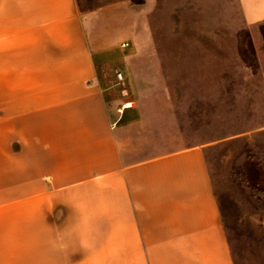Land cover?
I'll use <instances>...</instances> for the list:
<instances>
[{"label":"crops","instance_id":"obj_1","mask_svg":"<svg viewBox=\"0 0 264 264\" xmlns=\"http://www.w3.org/2000/svg\"><path fill=\"white\" fill-rule=\"evenodd\" d=\"M142 3L141 2H132ZM243 24L264 0H236ZM79 0H0V264H235L205 146L125 160ZM126 106V104H125Z\"/></svg>","mask_w":264,"mask_h":264},{"label":"rangeland","instance_id":"obj_2","mask_svg":"<svg viewBox=\"0 0 264 264\" xmlns=\"http://www.w3.org/2000/svg\"><path fill=\"white\" fill-rule=\"evenodd\" d=\"M141 1L79 0L111 11L86 22L113 54L99 75L120 151L134 161L203 144L235 264H264V20L243 24L236 0ZM4 141L0 120V202L18 187Z\"/></svg>","mask_w":264,"mask_h":264},{"label":"built area","instance_id":"obj_3","mask_svg":"<svg viewBox=\"0 0 264 264\" xmlns=\"http://www.w3.org/2000/svg\"><path fill=\"white\" fill-rule=\"evenodd\" d=\"M120 44H121L122 46H126V45L128 44V42H127V41H122ZM115 79H116L117 81H122V82H124V81H123V79H124V75H123V72H122L120 69L115 71Z\"/></svg>","mask_w":264,"mask_h":264},{"label":"trees","instance_id":"obj_4","mask_svg":"<svg viewBox=\"0 0 264 264\" xmlns=\"http://www.w3.org/2000/svg\"><path fill=\"white\" fill-rule=\"evenodd\" d=\"M131 1L134 2V3H135V2H138V0H131Z\"/></svg>","mask_w":264,"mask_h":264}]
</instances>
